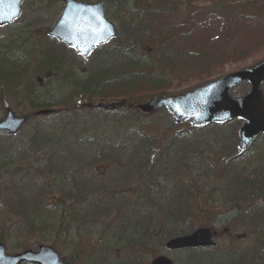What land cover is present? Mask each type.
<instances>
[{
  "label": "rangeland",
  "instance_id": "rangeland-1",
  "mask_svg": "<svg viewBox=\"0 0 264 264\" xmlns=\"http://www.w3.org/2000/svg\"><path fill=\"white\" fill-rule=\"evenodd\" d=\"M131 1L125 0L128 7ZM157 1L162 2L159 6L155 2L157 13L140 18L146 25V37L155 46L172 33V52L185 49L192 54L202 52L206 57H229L221 66L212 65L201 79L190 78L188 83L166 80L169 88L160 95L202 85L264 58V0ZM40 2L25 0L21 15L0 27V72L2 62L11 54L22 53L27 59L29 54L22 46L29 43L43 48L34 53L42 64L49 60L47 51L54 50L60 69L72 67L78 78H86L96 64L103 62L100 56L92 54L82 61L72 49L57 47L55 41L47 39L45 31L57 19L63 4L60 0L52 5H39ZM106 16L120 31L118 22ZM145 48L153 62L154 47ZM27 60L17 86L7 89L0 79V119L6 110L29 117L14 136L0 134V236L5 239L8 254L45 244L71 264H82L85 257L99 250L106 259L98 264H147L160 254L173 264H218L217 259L225 254L222 252L240 254L244 248L264 241V226L253 227L246 220L255 207L233 205L227 200L241 179L256 180L264 186V135L239 154L236 131L242 124L240 120L189 133L187 124L175 125L166 111L147 116L126 108L115 113L101 109L79 112L83 101L73 95H64L72 97L67 103L71 110L56 109L47 116H34L35 110L29 108L24 90L29 86L35 90L34 85L39 83L37 76H32L33 59ZM156 70L155 66L148 68L152 76H159ZM46 81L41 96L50 84L56 85L58 96H62L64 84L70 82L60 80V75L57 80ZM261 89L264 95V82ZM249 90V83L242 82L230 92L241 96ZM184 184L190 189L183 193L195 197L193 205L198 206L197 213L192 215L193 228L211 227L215 248L197 253L169 251L164 244L158 246L150 241L148 251L137 253L134 248L132 256L122 259L123 246L133 235L132 227L148 225L153 231L151 226L158 223L159 210L171 202L173 194ZM262 196L259 203L264 209ZM100 207L112 208L109 213L96 215ZM133 213L130 221L125 218L123 227L121 216ZM71 214L78 219L72 221ZM31 219L36 227H46L30 232ZM184 225V229L165 226L164 230L180 232L186 230Z\"/></svg>",
  "mask_w": 264,
  "mask_h": 264
},
{
  "label": "trees",
  "instance_id": "trees-1",
  "mask_svg": "<svg viewBox=\"0 0 264 264\" xmlns=\"http://www.w3.org/2000/svg\"><path fill=\"white\" fill-rule=\"evenodd\" d=\"M57 1L59 0H41L39 5H52ZM103 1L106 4V11L108 14L118 22L120 31L116 39L100 47L102 49L100 56L103 61V66L97 65L86 78H78L72 67H67L71 69H60V59L53 53L54 50L47 51L49 60L47 64L44 65V63H41L40 59L34 58L36 50H43V48L29 43H26V46H22L26 48L29 54L28 57L30 58L27 57V59H33L34 61L32 76L41 77L40 79L42 80L41 85H34L35 90L32 86L24 90L25 99L30 109L53 108L55 111L56 109H59V111L71 110L72 107L67 103L72 97L68 98L64 97V95H73L80 98L81 101H92L93 99L102 100L112 97L122 98L127 102L135 103L146 98L147 95H160L162 92L167 91L169 88L168 82L172 80H183L187 82L191 80L190 78L201 79V76L206 75L212 65L221 66L229 59L228 56L223 54H214L206 57V54L202 52L192 54L185 49L172 52L169 48L170 43H175L172 33L158 40L156 46L154 42H150L151 40H149L145 34L146 25L140 18L143 16H154L155 13H157L158 6L162 4L160 1L153 0V3H150L147 0H132L129 7L125 0ZM155 2L158 5L157 7ZM146 45H152L154 47L152 52L155 59L153 62H151L150 56L144 52ZM27 59H25L22 53L21 55L11 54L9 58L4 59L1 64L2 72H0V79L6 83L7 89L19 84L17 82L19 80L18 76L21 70L24 72L28 61ZM153 65L157 67L158 70L156 71L160 72L159 76H152L150 72H148V68L154 67ZM59 75L60 80H65L66 82L68 79L70 80L69 83L64 84L66 90L61 93L62 96H58L57 93L59 90L54 84H50L46 90V94L41 96V94L45 93L44 87L47 83L46 80H57ZM12 80H15V82ZM81 80L85 82H79ZM166 80H168V82H165ZM111 90L112 92H110ZM3 92L4 91H2V93ZM3 95L5 96V94ZM136 172L139 173L138 170ZM237 183L238 187H236L234 193L232 195L229 194L227 197L228 202L233 205L244 204L251 206V208L255 207L251 209L253 213L246 220L253 227L257 225L264 226V209L259 203L260 198H262L264 194V186L257 183L256 180L248 179H241ZM189 189L187 185H182V187L173 194L171 202L166 204L163 209L159 210L156 215L158 223L151 226L153 231L149 230V227H147L148 225H145L144 228L135 229V234L130 236V239H127L125 242V244L131 248V256L133 255L132 250L134 248L137 251H148L150 241L158 246H162L166 239L192 231L195 223L192 215L197 213L198 206L193 205L195 197H191L190 195L187 196L186 193H183L188 192L187 190ZM136 206L137 204L134 205L133 210ZM110 208L100 207L97 212H92H96V215L109 213ZM134 215L133 213L132 215L123 214L121 216L124 223L123 227H125L126 224L125 218L127 217L130 221ZM70 219L76 221L78 217L71 214ZM147 220L148 218H145L143 221L146 223ZM31 222L30 232L35 233L46 227L45 224L36 227L34 219H31ZM185 223L186 230L180 232L171 230L165 233V226L168 228L172 227L173 229H184ZM140 226H142V224H140ZM60 230L59 228L58 233ZM64 230H66V228H64ZM2 240H4V238L0 236V241ZM260 244H262L264 248V241L258 242V245ZM125 251L126 249L123 250L124 254ZM197 252L198 251H195L193 253ZM122 258L124 259L125 255H123ZM105 259L101 250H99V252L94 254L92 252L85 257L82 264H98L99 261L104 263ZM70 260L74 261L76 258H70ZM252 262V264H264V256L262 258L258 257L257 261Z\"/></svg>",
  "mask_w": 264,
  "mask_h": 264
},
{
  "label": "water",
  "instance_id": "water-1",
  "mask_svg": "<svg viewBox=\"0 0 264 264\" xmlns=\"http://www.w3.org/2000/svg\"><path fill=\"white\" fill-rule=\"evenodd\" d=\"M62 11L47 32L53 39L67 46H73L83 57L100 43L116 36L114 25L104 17V4L84 3L76 0H61ZM22 0H0V26L12 22L21 11ZM250 83V91L243 96H233L229 90L243 82ZM264 81V59L251 67L226 74L177 95L156 97L137 105L142 113H151L166 108L177 124L189 121L191 126L204 127L209 124L224 123L233 118L244 121L238 130L237 147L244 150L259 133H264V98L260 85ZM116 103H98L96 107L112 108ZM46 111H41L45 113ZM25 122V117L15 116L8 110L0 120V131L15 134ZM212 233L208 228H198L190 234L171 238L166 243L168 249L210 246ZM68 264L49 246L41 245L38 251H24L6 256L0 245V264ZM149 264H172L158 256Z\"/></svg>",
  "mask_w": 264,
  "mask_h": 264
},
{
  "label": "flooded vegetation",
  "instance_id": "flooded-vegetation-1",
  "mask_svg": "<svg viewBox=\"0 0 264 264\" xmlns=\"http://www.w3.org/2000/svg\"><path fill=\"white\" fill-rule=\"evenodd\" d=\"M264 248L262 244L249 246L242 250L241 254L228 253L227 255L233 259L228 262H223V264H252V261H257V258H262L264 256Z\"/></svg>",
  "mask_w": 264,
  "mask_h": 264
},
{
  "label": "bare ground",
  "instance_id": "bare-ground-1",
  "mask_svg": "<svg viewBox=\"0 0 264 264\" xmlns=\"http://www.w3.org/2000/svg\"><path fill=\"white\" fill-rule=\"evenodd\" d=\"M93 3H94V0H93ZM21 72H22V70H21ZM21 72H20V73H21ZM20 73H19V74H20Z\"/></svg>",
  "mask_w": 264,
  "mask_h": 264
}]
</instances>
